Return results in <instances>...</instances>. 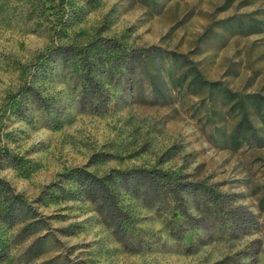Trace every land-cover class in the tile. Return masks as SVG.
I'll list each match as a JSON object with an SVG mask.
<instances>
[{
	"label": "rangeland",
	"instance_id": "rangeland-1",
	"mask_svg": "<svg viewBox=\"0 0 264 264\" xmlns=\"http://www.w3.org/2000/svg\"><path fill=\"white\" fill-rule=\"evenodd\" d=\"M91 3L0 0V179L40 220L30 232L0 223V264H264V0ZM108 39L128 57H101L96 86L56 50ZM195 75L244 108L228 112ZM31 83L42 103L24 97ZM244 115L255 137L235 147ZM74 168L164 169L202 193L174 201L139 177L112 184L123 237L85 197L49 202L54 184L74 190L60 183Z\"/></svg>",
	"mask_w": 264,
	"mask_h": 264
},
{
	"label": "trees",
	"instance_id": "trees-1",
	"mask_svg": "<svg viewBox=\"0 0 264 264\" xmlns=\"http://www.w3.org/2000/svg\"><path fill=\"white\" fill-rule=\"evenodd\" d=\"M91 1L94 0H85L87 4H92ZM94 44L91 47L82 49L75 45H63L56 47L58 56L64 62V64H71L73 68L80 69L85 79H87V83L90 85V87L93 85L96 86L94 83V77L91 75L93 71H96L97 62L101 60V57H105V59H107L110 56L117 55L118 53L125 54L126 56L127 52L124 48H121L122 45H120L118 41L114 39H108L105 41V43L97 45ZM103 45H108L106 50L103 49L104 56L100 53V48L103 47ZM40 67V64L36 66L38 70ZM100 69H105L104 64H102ZM192 83L197 85H206L208 90H213L212 92L217 91L223 93V101L226 102L225 105L228 104V106H230L227 110L228 112L236 109L237 107L244 108V100L241 97L238 99L237 94L221 87L218 82L207 83L203 81L198 75H195ZM24 91V97L27 100L32 99L37 103L41 102V98L38 96V92L35 89L33 83L27 84V86L24 88ZM91 93H93V96L96 95L97 98H100L97 96L96 90L92 89ZM42 107L43 106H39V108ZM19 109L20 100L10 102V111L12 113L18 112ZM239 128H243L241 130L243 134V140H237L236 138ZM232 137L235 147L241 146L247 138H249L250 141L254 139L255 133L253 129H251L250 122L245 115L239 121L237 128L232 134ZM2 154L4 155L1 156V159L4 157H7L8 160L15 158V156H11L8 152H2ZM20 160L21 159L18 158V161ZM136 177L146 181L148 186L155 190L156 194L163 192L165 195L172 197L174 201L180 200V194L183 192H201L200 189L195 188L193 184L181 182L183 177L181 174L164 169L151 168L149 170H113L103 177H98L84 168H74L65 173L61 177L62 181L60 182L70 184L74 190H69L66 192L64 188L54 184L52 185L53 188H55L56 191L60 189L61 192L60 194H58L56 191L50 192L49 202L57 203L59 201L74 199L76 196L85 197L95 206L97 212L103 216L104 219L108 220V224L110 226L114 225L117 231H120L124 237L127 235L126 232L128 231V227L124 218L126 215L123 213L122 208H120L118 205V200L114 195L115 187H113L112 184L121 181H131ZM206 193L207 191L204 189L203 194ZM209 196L212 198L214 205L219 203L221 198L220 196L217 194L215 195L211 191ZM36 215L37 214L31 209L30 205H28L23 196L15 193L14 190L4 180L0 179V223L8 228L23 224L22 231L30 232L38 228L40 220L36 218ZM8 248L9 246L7 245L6 241L2 239V235L0 234V262L6 260L8 256Z\"/></svg>",
	"mask_w": 264,
	"mask_h": 264
}]
</instances>
